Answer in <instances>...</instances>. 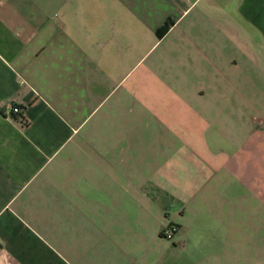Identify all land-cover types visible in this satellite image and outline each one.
Segmentation results:
<instances>
[{
    "label": "crops",
    "instance_id": "0c3cea01",
    "mask_svg": "<svg viewBox=\"0 0 264 264\" xmlns=\"http://www.w3.org/2000/svg\"><path fill=\"white\" fill-rule=\"evenodd\" d=\"M175 28L201 49L216 42V60L201 57L233 100L209 113L228 115L233 137L199 139L157 108L163 91L141 90L150 48ZM261 81L264 0H0V264H132L167 222L198 212L216 172V240L237 246L230 264H264Z\"/></svg>",
    "mask_w": 264,
    "mask_h": 264
},
{
    "label": "rangeland",
    "instance_id": "374dc122",
    "mask_svg": "<svg viewBox=\"0 0 264 264\" xmlns=\"http://www.w3.org/2000/svg\"><path fill=\"white\" fill-rule=\"evenodd\" d=\"M194 29L196 28L188 30L193 31ZM177 35L185 37L179 39L178 45L181 46L179 49L175 44L171 46L172 44L168 43L169 39L178 37ZM206 35L212 40H216V34L206 33ZM199 36L196 33L182 34L179 32V28H175L165 35L163 41L152 46L149 51L156 57L154 77L150 82H142L141 90L154 89V91L145 90V92H150L151 96L163 91L166 97L160 93L157 98L154 97L157 108H165L168 112L170 111L172 114H166V117H171L173 123H184L187 128L191 126L190 132L194 134L200 132L199 139L209 138V136L213 140L228 139L233 137L228 115L217 118L216 113L209 112L212 111L210 109L216 111V102L221 105L229 104L233 100L230 98L232 91L228 86H225V83L216 81V63L215 66H208L201 57L205 53L216 60V42L215 44L211 43L212 48L210 49H201L198 47L201 44ZM213 45L215 46L213 47ZM142 64L143 62L141 66ZM225 69L227 75L240 73L238 67L225 66ZM133 72L135 74V71ZM132 73L128 79H133ZM198 76L209 80V83H197L194 80ZM251 91H253V104L264 106V81L252 83ZM257 98L260 102L257 101ZM160 99L162 101H159ZM258 114L261 113L258 112ZM149 116L145 114L142 117V122L156 123ZM180 131L182 134V129ZM141 132L146 133L145 131ZM190 132L188 131L189 137L192 136ZM213 144L215 143L211 142V146ZM223 179V176L216 172L213 177L205 181L203 192L196 199L200 202L198 212L194 213L187 208L188 211L183 213V218L178 223V231L186 238H183L181 243H175L176 235L173 236V234L169 239L158 237L156 243H149L147 250L135 257L132 264H230L232 258L235 257V252H238L237 246L216 240V232H221L220 230L223 229L216 188H219ZM191 203L192 201L188 205L193 206ZM221 208L225 209V207Z\"/></svg>",
    "mask_w": 264,
    "mask_h": 264
},
{
    "label": "built area",
    "instance_id": "2783aa9c",
    "mask_svg": "<svg viewBox=\"0 0 264 264\" xmlns=\"http://www.w3.org/2000/svg\"><path fill=\"white\" fill-rule=\"evenodd\" d=\"M8 109L10 112L15 113L16 112V107L13 105L8 106ZM173 231V227L171 225H166L164 226L161 230H160V235L165 238V239H169L171 237Z\"/></svg>",
    "mask_w": 264,
    "mask_h": 264
},
{
    "label": "trees",
    "instance_id": "16d2710c",
    "mask_svg": "<svg viewBox=\"0 0 264 264\" xmlns=\"http://www.w3.org/2000/svg\"><path fill=\"white\" fill-rule=\"evenodd\" d=\"M168 24H169V20L165 21L160 27H158L156 29L155 35L157 37L160 36L162 34V32L166 29V27L168 26ZM13 115L16 116L18 119L22 120L21 117H20V114L17 113V110H16V112ZM158 235H159V233H158Z\"/></svg>",
    "mask_w": 264,
    "mask_h": 264
},
{
    "label": "flooded vegetation",
    "instance_id": "af4514ba",
    "mask_svg": "<svg viewBox=\"0 0 264 264\" xmlns=\"http://www.w3.org/2000/svg\"><path fill=\"white\" fill-rule=\"evenodd\" d=\"M168 224L171 225V226L173 227L172 234H175V233H178V232H179V231H178V228H179V227H178L177 224H175V223L172 222V221H169V222H167L164 226H166V225H168ZM164 226H163V227H164ZM163 227H162V228H163ZM162 228H161V229H162ZM161 229H160V230H161ZM160 230H159L158 233H159V236L162 237V236L160 235ZM172 234H171V237H172ZM171 237H170V238H171ZM162 238H163V237H162ZM175 243H176V244H179V243H181V241H180V240H175Z\"/></svg>",
    "mask_w": 264,
    "mask_h": 264
}]
</instances>
